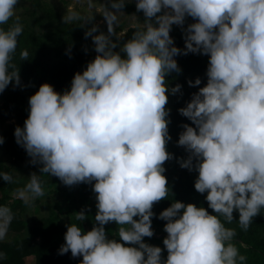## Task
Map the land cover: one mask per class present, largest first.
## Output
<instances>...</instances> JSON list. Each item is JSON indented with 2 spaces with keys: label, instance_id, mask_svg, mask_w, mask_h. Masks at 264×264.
<instances>
[{
  "label": "clouds",
  "instance_id": "obj_1",
  "mask_svg": "<svg viewBox=\"0 0 264 264\" xmlns=\"http://www.w3.org/2000/svg\"><path fill=\"white\" fill-rule=\"evenodd\" d=\"M129 2L109 0L107 32L98 25L85 32L94 59L63 92L42 83L29 98L24 126L15 128L17 144L40 173L66 186L91 184L95 193L93 227L69 224L59 254L82 256L79 264H245L233 243L236 231L225 221L232 223L238 211L246 231L264 209V0H135L145 29L121 46L113 39L114 25ZM18 3L0 0V93L21 83L11 63L23 32ZM173 25L182 29L183 49L170 35ZM189 53L208 56L207 82L178 109L192 122L179 134L177 144L188 155L178 162L198 173L195 190L206 193L212 212L179 200L162 210L165 258L160 246L144 238L154 235V205L170 192L164 175L165 163L174 158L167 147V105L169 93L182 94V86L169 88L167 77L181 72L176 57ZM21 60H28L26 51ZM188 84L199 86L201 79ZM0 179L12 182L8 173ZM44 195L36 173L19 190L25 204ZM12 219L11 209L0 206V240ZM76 219L85 220V211ZM109 223L117 225L119 239L108 238Z\"/></svg>",
  "mask_w": 264,
  "mask_h": 264
},
{
  "label": "trees",
  "instance_id": "obj_2",
  "mask_svg": "<svg viewBox=\"0 0 264 264\" xmlns=\"http://www.w3.org/2000/svg\"><path fill=\"white\" fill-rule=\"evenodd\" d=\"M104 4L105 7L110 8L109 0H104ZM123 11L137 15L144 25L128 28L119 37L118 42L121 46L134 32L145 29L143 13L137 12L135 2L127 3ZM16 16L20 18L23 32L18 37L17 49L11 63L15 65V70H19L21 83L19 86L14 83L9 84L0 93V126L8 119L15 118L14 127L8 132L3 144H0V173H8L12 176V182L0 179V206H7L12 211L13 219L8 232H12L13 235L8 239L0 240V253L4 254L0 264H26L28 256L32 257L33 264H79L82 256L73 258L70 251L60 255L59 249L65 243V233L69 224H80L84 231L93 227L97 201L92 185L80 183L66 186L59 178L40 173V165L30 162L31 158L24 147L17 144L14 132L17 126H24L29 115V98L42 83L48 82L55 90L63 92L70 88L74 74L78 71L82 72L87 63L94 59L95 50L89 51V48L94 46L92 37H85V32L90 28L80 21L68 23L60 19L53 10H49L44 18L33 17L32 21L21 15L16 14ZM43 20L45 26L41 27ZM14 21L15 17L3 27L7 29ZM191 22L192 19L187 18L186 24ZM170 35L174 38L175 44L183 49L182 29L173 25ZM24 51L28 53V60L22 61L21 53ZM176 60L181 72L170 73L167 77L169 88L177 83L182 86V94L169 93L167 105L170 109L168 128L171 136L167 147L174 158L165 163L164 175L167 177L170 192L168 198L154 205L155 215L152 218L154 235L151 238H144L146 243L160 246L165 258L167 250L164 248L163 239L167 233L164 231L166 221L159 219L162 210L169 207L174 200H179L195 203L212 212L205 199L206 193L200 194L195 190L194 183L198 173L195 170L181 168L178 161L186 158L188 153L177 144L183 125L192 123L182 116L178 109L184 107L192 94L206 84L208 56L189 53L177 56ZM197 77L201 79V84L189 86L188 81H194ZM2 153H5L4 157L7 159L3 158ZM32 173L39 176L45 195L25 204L17 194L30 181ZM40 202L45 203L43 206L47 209V213L44 216L28 215L33 210L40 211ZM81 210L85 211L86 219L78 221L77 212ZM238 218V211H234L233 222L229 224L225 221L226 227L236 231L233 243L239 253L246 256L245 264H264V209H261V214L253 218L246 231L239 226ZM223 219L221 217L222 221ZM105 229L108 238L119 239L116 235L115 223L105 225Z\"/></svg>",
  "mask_w": 264,
  "mask_h": 264
},
{
  "label": "rangeland",
  "instance_id": "obj_3",
  "mask_svg": "<svg viewBox=\"0 0 264 264\" xmlns=\"http://www.w3.org/2000/svg\"><path fill=\"white\" fill-rule=\"evenodd\" d=\"M38 1V4H36ZM19 0L18 5L15 9V14L21 15L22 17L28 18L30 21L33 20V17L44 18L45 14L49 10L55 11L60 19L65 20L68 23H73L80 21L84 25H87L90 29L94 25L99 26V30L107 32V24L104 21V15L107 11H110V8L105 7L104 0ZM135 2V0H131ZM75 15L74 19H69ZM118 22L114 25L115 28V37L113 39L116 43L119 44V37L124 34L128 28L134 26L144 25L137 15L133 13H127L125 11L117 13ZM45 26L44 20L42 21L41 27ZM176 26V25H175ZM92 39V38H91ZM120 45V44H119ZM94 50L89 48V51ZM118 50V49H117ZM15 118L8 119L2 126H0V136L4 139L7 137L8 132L14 127ZM10 126V127H9ZM3 154V153H2ZM5 154V153H4ZM3 154V158L5 155ZM22 162V161H21ZM20 163V162H19ZM27 164V161H26ZM19 196V192L17 194ZM45 203H39L41 207L39 212L31 211L28 215H45L47 209L44 208ZM33 209V208H30ZM13 233L7 232L5 239L12 237ZM26 264H33V259L31 256H28L26 259Z\"/></svg>",
  "mask_w": 264,
  "mask_h": 264
}]
</instances>
